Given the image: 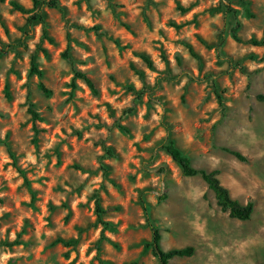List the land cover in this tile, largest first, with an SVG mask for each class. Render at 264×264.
I'll use <instances>...</instances> for the list:
<instances>
[{
	"label": "rangeland",
	"instance_id": "374dc122",
	"mask_svg": "<svg viewBox=\"0 0 264 264\" xmlns=\"http://www.w3.org/2000/svg\"><path fill=\"white\" fill-rule=\"evenodd\" d=\"M57 1L41 8L44 35L9 4L31 0H0V264H158L143 252L147 219L163 251L194 249L169 264L263 261L221 234L236 219L161 145L169 137L194 168L218 171L232 199L252 201L250 225L228 231L264 247V44L245 43H264V0Z\"/></svg>",
	"mask_w": 264,
	"mask_h": 264
},
{
	"label": "trees",
	"instance_id": "16d2710c",
	"mask_svg": "<svg viewBox=\"0 0 264 264\" xmlns=\"http://www.w3.org/2000/svg\"><path fill=\"white\" fill-rule=\"evenodd\" d=\"M32 1V9H26L23 6L19 5L16 2H10V6L26 15H30L28 18V23L32 25L34 22H39L42 24L43 27V32L44 35H46V30H45V23L44 19L41 16V8L44 5H47L50 8H55L58 10H61L59 3L57 0H31ZM109 1V0H107ZM48 41L52 42V40L48 37ZM233 39L237 42H240V40L236 37L233 36ZM247 44L253 45V46H262L264 43L261 41H257L255 39H250L247 42ZM5 48L2 47L0 44V54L5 53ZM189 52L193 57H197L196 54L193 52L191 48H189ZM66 57L67 55L64 54ZM140 58L142 61L146 64L147 67L151 68L152 64L151 61L147 56L141 55ZM31 74L37 75L39 78L42 76V72L35 68L34 66L31 67L30 69ZM75 78L82 80L85 85L88 87L90 92L93 95H97V89L93 83V81L87 77V75L83 72L80 71H75ZM213 87L215 89V95L217 97V100L222 106V98L221 95L217 91V86L215 83H213ZM39 90L43 93L45 96H49L51 94L50 90H48L42 83H39L38 85ZM127 89L134 93L136 98L139 99L141 93L135 91L132 87H127ZM256 100L258 102L264 103V95L259 94L256 96ZM33 106L30 105L29 107V113L32 117V120L35 122L39 120V117L37 113L32 109ZM131 111V110H130ZM129 111V113H130ZM35 132L37 133L38 130L36 126H34ZM8 148V146H6ZM162 150H164L167 155L170 156L171 160L179 167L181 174L183 177H195L199 176L207 185L208 189L211 190L214 194L216 204L220 208V210L223 213H227L229 218L231 219H236L240 221H247L250 219L252 213H253V202L248 201L245 205L240 204L238 201L234 200L231 198L228 190L220 183V181L217 178L218 171H211V172H206L204 170L196 169L192 166L190 159L183 155L181 151L175 146L174 142L172 139L169 137H166L164 141L162 142L161 145ZM225 152L228 154L234 156L238 161L240 162H246V158L240 154L239 152L236 151H231L229 149L224 148L223 149ZM106 155L109 157H114L112 150L111 149H105ZM10 156L13 157L12 153L10 152ZM144 210L147 212L145 206ZM95 213H96V219L100 225L103 226L104 229H110L111 225L108 222H104L103 215L104 211L99 203V200H96L95 202ZM148 224L150 225V230H151V239L150 241L146 242L143 245V252H150L152 256L157 260L158 264H169V261L173 258H188L193 255L194 249L192 247H185L182 249H172L168 251H163L160 247V234L158 229L153 226L150 223V220L147 219ZM74 243H69L66 245H73ZM258 264H264V263H258Z\"/></svg>",
	"mask_w": 264,
	"mask_h": 264
},
{
	"label": "crops",
	"instance_id": "0c3cea01",
	"mask_svg": "<svg viewBox=\"0 0 264 264\" xmlns=\"http://www.w3.org/2000/svg\"><path fill=\"white\" fill-rule=\"evenodd\" d=\"M224 187H226V185H224ZM219 225L220 226L218 228H220L221 230L224 229V231L221 232L222 235H225L226 237L231 238L233 240H242L240 239V237H242L244 240L247 241V242L244 241L243 248L239 250L240 252L243 251L242 253L244 255H248L250 257V255H252L253 253H255L256 255L264 253V247H256V245H259V244L252 243L253 242V232L239 231V234H237L236 231H232V232L228 231L230 229H233V230L245 229L247 228V225H250L249 221L232 220V221L221 223ZM258 263H264V260L259 261L255 264H258Z\"/></svg>",
	"mask_w": 264,
	"mask_h": 264
}]
</instances>
